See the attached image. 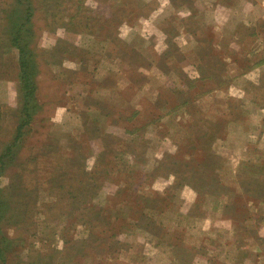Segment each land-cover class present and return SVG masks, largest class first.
<instances>
[{"label":"rangeland","instance_id":"1","mask_svg":"<svg viewBox=\"0 0 264 264\" xmlns=\"http://www.w3.org/2000/svg\"><path fill=\"white\" fill-rule=\"evenodd\" d=\"M0 264H264V0H0Z\"/></svg>","mask_w":264,"mask_h":264},{"label":"trees","instance_id":"2","mask_svg":"<svg viewBox=\"0 0 264 264\" xmlns=\"http://www.w3.org/2000/svg\"><path fill=\"white\" fill-rule=\"evenodd\" d=\"M26 81H28V79L26 80ZM24 86H23V88H24V90H25V92H24V96L25 97H28V95H30V94H32V89H33V85H32V83H31V80H30V85H27L26 83H24L23 84Z\"/></svg>","mask_w":264,"mask_h":264}]
</instances>
